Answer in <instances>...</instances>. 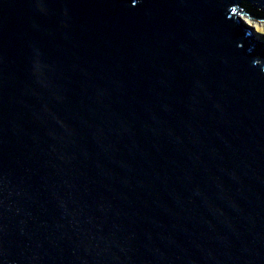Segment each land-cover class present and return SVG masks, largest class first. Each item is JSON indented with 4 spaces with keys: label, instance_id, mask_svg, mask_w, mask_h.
Masks as SVG:
<instances>
[{
    "label": "water",
    "instance_id": "obj_1",
    "mask_svg": "<svg viewBox=\"0 0 264 264\" xmlns=\"http://www.w3.org/2000/svg\"><path fill=\"white\" fill-rule=\"evenodd\" d=\"M264 0H0V264H264Z\"/></svg>",
    "mask_w": 264,
    "mask_h": 264
},
{
    "label": "rangeland",
    "instance_id": "obj_2",
    "mask_svg": "<svg viewBox=\"0 0 264 264\" xmlns=\"http://www.w3.org/2000/svg\"><path fill=\"white\" fill-rule=\"evenodd\" d=\"M240 21L249 25L252 28L255 38L260 42H264V20H254L246 17L245 15L238 14Z\"/></svg>",
    "mask_w": 264,
    "mask_h": 264
},
{
    "label": "bare ground",
    "instance_id": "obj_3",
    "mask_svg": "<svg viewBox=\"0 0 264 264\" xmlns=\"http://www.w3.org/2000/svg\"><path fill=\"white\" fill-rule=\"evenodd\" d=\"M236 16H237V17H238V19L240 20V17H239V15L237 14ZM243 23H244V22H243ZM244 24H245V23H244ZM245 25H247V24H245ZM248 26H249V25H248Z\"/></svg>",
    "mask_w": 264,
    "mask_h": 264
},
{
    "label": "trees",
    "instance_id": "obj_4",
    "mask_svg": "<svg viewBox=\"0 0 264 264\" xmlns=\"http://www.w3.org/2000/svg\"><path fill=\"white\" fill-rule=\"evenodd\" d=\"M252 20V19H251Z\"/></svg>",
    "mask_w": 264,
    "mask_h": 264
}]
</instances>
